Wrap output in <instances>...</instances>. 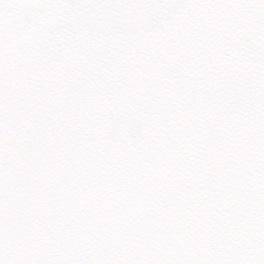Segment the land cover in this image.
Instances as JSON below:
<instances>
[{
  "label": "snow or ice",
  "instance_id": "6c2138e0",
  "mask_svg": "<svg viewBox=\"0 0 264 264\" xmlns=\"http://www.w3.org/2000/svg\"><path fill=\"white\" fill-rule=\"evenodd\" d=\"M0 264H264V0H0Z\"/></svg>",
  "mask_w": 264,
  "mask_h": 264
}]
</instances>
